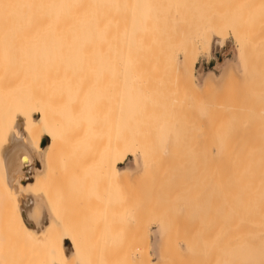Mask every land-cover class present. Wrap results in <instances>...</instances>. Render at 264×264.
I'll list each match as a JSON object with an SVG mask.
<instances>
[{
  "label": "bare ground",
  "instance_id": "obj_1",
  "mask_svg": "<svg viewBox=\"0 0 264 264\" xmlns=\"http://www.w3.org/2000/svg\"><path fill=\"white\" fill-rule=\"evenodd\" d=\"M216 7H221L220 14ZM203 10H209L213 17L200 14ZM194 16L197 22L193 21ZM211 34L230 36L240 45L247 69L252 68L254 52L259 53L256 49L264 38V0H0V264H57L54 258L61 252L62 232L79 255L92 246V241L87 242L88 237L103 235L104 222L108 225V220L103 219L108 210L113 212L110 203L113 200L108 201L110 191L115 190L114 184L123 187L125 184L120 183L128 182L127 171L118 170L117 166L131 154L140 157L143 168L151 164L145 149L152 134L158 138L155 122L166 130L167 140L171 138L175 112L169 108L170 87L172 92L175 89L182 94V88L185 91L182 95L193 94L194 104L215 92L210 81L198 90L191 78L195 45L208 42ZM174 46L181 51L183 65L173 56ZM228 79L230 84L226 88L237 91L236 87L231 88L235 82ZM122 81L123 91L127 88L124 93L119 91L118 96L126 97L124 106H128V111L130 104L133 110L141 111L145 107L143 113L160 115L156 121H150L151 116L150 120L146 118L139 139L122 130L127 120L123 121L124 112L119 111L123 106L119 108L118 102L123 101V96L117 99L118 90L113 97L109 89L111 84L121 85ZM176 85L177 89L173 88ZM187 98L190 99L189 95ZM183 100L182 105L188 102L186 98ZM202 104L211 121L215 107L208 101ZM181 107L178 109L183 110ZM15 112L28 121L25 135L29 140L40 129L50 137L44 175L35 177L32 183L24 184L34 172L35 153L24 140V125L15 121ZM193 117L196 119L195 113ZM261 184L264 187L263 179ZM37 190L56 207L59 225L48 222L33 233L34 225L25 221L23 212H27L28 204L23 202L27 191ZM118 193H115L117 197ZM14 198L21 204L25 225L19 218ZM238 218L236 221L241 222ZM99 222L103 224L98 227ZM257 222L242 224L244 230L248 229L247 235L252 233L249 228L253 231L255 228L256 232L263 229L264 221L263 224L259 221L258 226L262 225L259 228ZM238 230L235 233H240ZM244 230V234H237L239 238L235 237H246ZM70 259H65L63 264H72ZM146 262L149 264L147 256Z\"/></svg>",
  "mask_w": 264,
  "mask_h": 264
},
{
  "label": "rangeland",
  "instance_id": "obj_2",
  "mask_svg": "<svg viewBox=\"0 0 264 264\" xmlns=\"http://www.w3.org/2000/svg\"><path fill=\"white\" fill-rule=\"evenodd\" d=\"M216 9L220 14L221 7H216ZM203 13L204 15L207 13L209 16L206 15V17L208 18L213 17L209 10H203L200 14ZM194 18L193 21L197 22V17L194 16ZM263 40H260V43L262 41L261 46L258 42L259 48L256 51L259 50V55L254 52L255 65L250 69H247L240 45L233 42L230 36L218 37L211 34L208 42H203L200 46L195 45V62L191 71L193 86L199 90L206 81H210L215 92L209 94L206 100L202 97L199 98L197 100L199 102L194 104L193 94L187 93L190 98L188 100L186 93V95H182L185 92L182 91V88V94L179 92L180 90L175 89L173 94L172 90L170 91L172 86L170 87L169 95L171 96L170 92H172L173 101L175 102L177 99V102L174 103L172 98L167 96L168 100L172 102L168 101L171 104H169L170 111L174 110L173 112H175L173 120L171 119L173 121V130L169 135L171 138L167 140L166 130L160 126L159 122H155L153 127L159 128L158 138L155 139L152 134L151 142L146 148L149 151L147 152L145 149L152 161L151 164L143 168L140 157L133 154L117 167L118 170L127 171L128 182L120 183H124L125 187H120L119 183L118 187L114 184L115 187L112 189L115 190L109 192L113 196L111 195V199L109 195L110 200L108 198V201L113 200L110 203H113L114 208L111 206L113 212L108 210L109 213L107 212L106 218L103 219L110 222H107L108 225L104 222V227H106L103 231L100 229L102 232H107L105 234L101 232L104 236L100 235L99 237V234L93 236L94 239L98 236L96 240H93V237H88L87 242L91 243L92 241V246L88 247L83 255L77 254L72 249L67 237L62 232L61 252H59L60 255L56 254L55 263L63 264L65 259L71 258L72 264H89L88 262L90 264H147V256L149 264H264V232H262L264 226L262 230V227L260 230L258 229L262 226L260 224L258 226L259 221L260 223L264 221L258 220L259 218L264 219V187H261L263 186L261 181L264 180ZM172 52L175 60L183 65L179 47L174 46ZM117 78H114V81L117 82L119 79ZM227 78L232 80L231 83L235 82L231 88L236 87L237 91L226 88L227 84H230L227 83ZM247 82L250 83L246 84ZM119 83L117 86L114 83L118 89H115L112 84V88H109L113 97L123 91L124 82L122 81L121 85ZM236 83L238 84L236 85ZM125 85H127L126 82ZM177 85L173 88H176ZM244 85L248 87L246 86L244 89ZM126 88L127 86L124 87L125 90ZM109 89L107 91L110 93ZM115 90H118L117 93ZM117 96L116 98L121 100L120 97L123 95ZM185 98L188 102L184 106L182 103ZM122 99L123 101L118 100V103L119 108L123 106V109L118 110L124 112L123 121H127H124L126 123L123 125L122 117H119L124 127L120 126L130 137L133 135L131 138L139 139L146 118L156 121L160 115H149L146 111L145 115L143 101L140 102L144 107L142 109L140 105L141 111L140 108L133 110L130 104H128L130 109L128 111V106H126L127 108L124 106L127 99L125 96ZM205 101L212 103V106L215 107V111H212L214 120L211 119L213 124L206 117V108L202 106ZM213 101H215L214 105ZM180 107L183 110L178 109ZM213 107H211L212 110ZM175 108L178 110L175 111ZM193 110L196 119L193 117ZM171 112L169 113L171 114ZM171 115L170 117H172ZM150 116L152 118L149 119ZM190 117H192L191 120H188ZM14 119L24 125L22 126L24 140L31 145L35 153L34 172L26 178L24 184L32 183L35 177L44 175L45 151L50 137L40 129L33 140H29L25 135L28 121L17 112L14 113ZM41 139L45 140L42 148L39 144ZM169 143L171 147H169ZM115 193H118V197ZM25 194H27V198L23 203L28 204L27 212L21 209V204L14 198L23 225H25V221L31 226L34 225L33 233L40 231L41 227L48 222L59 225L56 207L45 200L40 190L27 191ZM55 197L58 199V194H55ZM117 205L118 207H116ZM119 209L121 212L123 210L122 215L119 214L121 213ZM22 211L25 212V221L21 216ZM34 213L36 216L32 218ZM238 216V220L240 219L241 222L236 221ZM100 220L102 221V219ZM158 221L166 223L159 224ZM246 221L248 225L249 223L254 225L253 222L258 221V230L256 229L258 232L260 231L258 236L255 228L251 227L254 228L253 231L249 228L250 226L246 228H249V231L251 230L256 236L254 234L250 236L251 232L250 235L248 234L249 236L247 235L246 230L248 229L244 230L242 225ZM100 223L102 222H99L98 227ZM235 223L240 226L237 227ZM232 225L237 230L240 228V233H235L236 229L233 230ZM223 228H227L226 232ZM241 228L248 237L239 240V234L243 233ZM227 233L228 235H226ZM220 235L224 237L221 238ZM100 239L103 241L102 244ZM95 241L100 244H96ZM219 241L221 243H218ZM225 241L226 243H224ZM93 243L96 246H93ZM98 245L99 247H97ZM220 253L223 255L221 256Z\"/></svg>",
  "mask_w": 264,
  "mask_h": 264
},
{
  "label": "crops",
  "instance_id": "obj_3",
  "mask_svg": "<svg viewBox=\"0 0 264 264\" xmlns=\"http://www.w3.org/2000/svg\"><path fill=\"white\" fill-rule=\"evenodd\" d=\"M129 156H133V154H131V155H129ZM129 156H127V158H128ZM125 160H126V159H125ZM120 165H122V164H120ZM118 166H119V165H118ZM118 166H117V167H118ZM158 223H159V224H162V222H158ZM247 237H248V236H246V237H242V239H243V238H247ZM242 239L240 238L239 240H242ZM72 249H73V248H72Z\"/></svg>",
  "mask_w": 264,
  "mask_h": 264
},
{
  "label": "water",
  "instance_id": "obj_4",
  "mask_svg": "<svg viewBox=\"0 0 264 264\" xmlns=\"http://www.w3.org/2000/svg\"><path fill=\"white\" fill-rule=\"evenodd\" d=\"M44 142H45V140H44V139H41V142H40V147H41V148L43 147Z\"/></svg>",
  "mask_w": 264,
  "mask_h": 264
}]
</instances>
